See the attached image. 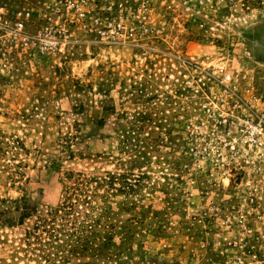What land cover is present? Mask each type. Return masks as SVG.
Here are the masks:
<instances>
[{
    "label": "rangeland",
    "instance_id": "obj_1",
    "mask_svg": "<svg viewBox=\"0 0 264 264\" xmlns=\"http://www.w3.org/2000/svg\"><path fill=\"white\" fill-rule=\"evenodd\" d=\"M89 1L145 4L161 31L0 67V264H264V224L206 213L184 169L165 60L264 61V0Z\"/></svg>",
    "mask_w": 264,
    "mask_h": 264
},
{
    "label": "built area",
    "instance_id": "obj_2",
    "mask_svg": "<svg viewBox=\"0 0 264 264\" xmlns=\"http://www.w3.org/2000/svg\"><path fill=\"white\" fill-rule=\"evenodd\" d=\"M152 23L145 4L138 10L124 2L94 7L89 0H43L13 11L0 6V67L22 55L66 54L84 45L144 47L161 31ZM167 59L170 95L182 113L184 169L206 213L227 202L233 210L224 221L264 224V61L246 68L226 57ZM223 190L230 195L220 200Z\"/></svg>",
    "mask_w": 264,
    "mask_h": 264
}]
</instances>
